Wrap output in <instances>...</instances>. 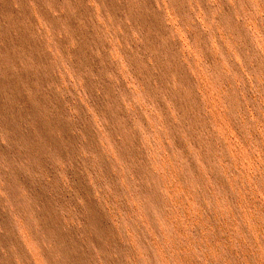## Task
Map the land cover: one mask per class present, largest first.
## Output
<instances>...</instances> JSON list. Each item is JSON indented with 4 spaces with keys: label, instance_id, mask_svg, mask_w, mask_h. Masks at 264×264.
Segmentation results:
<instances>
[{
    "label": "rangeland",
    "instance_id": "obj_1",
    "mask_svg": "<svg viewBox=\"0 0 264 264\" xmlns=\"http://www.w3.org/2000/svg\"><path fill=\"white\" fill-rule=\"evenodd\" d=\"M0 264H264V0H0Z\"/></svg>",
    "mask_w": 264,
    "mask_h": 264
},
{
    "label": "bare ground",
    "instance_id": "obj_2",
    "mask_svg": "<svg viewBox=\"0 0 264 264\" xmlns=\"http://www.w3.org/2000/svg\"><path fill=\"white\" fill-rule=\"evenodd\" d=\"M36 15H37V14H36ZM1 40H2V39H1ZM8 40H9V39H8ZM2 42H3V41H2ZM6 42H8V41H6ZM68 52H69V51H68ZM15 65H16L15 63L12 64L13 67H15ZM37 219H39V218H37ZM36 223H37V222H36ZM38 226H40L39 223H37V224L34 226V229H35L34 231H37ZM50 234H51V232H50ZM28 243L31 244L32 246H35L31 241H28ZM35 249H36V247H35ZM37 251H38V250H37ZM41 251H42V250H41Z\"/></svg>",
    "mask_w": 264,
    "mask_h": 264
}]
</instances>
